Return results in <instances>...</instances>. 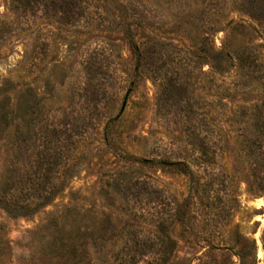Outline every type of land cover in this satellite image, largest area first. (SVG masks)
<instances>
[{"label":"rangeland","instance_id":"374dc122","mask_svg":"<svg viewBox=\"0 0 264 264\" xmlns=\"http://www.w3.org/2000/svg\"><path fill=\"white\" fill-rule=\"evenodd\" d=\"M0 264H264V0H0Z\"/></svg>","mask_w":264,"mask_h":264}]
</instances>
